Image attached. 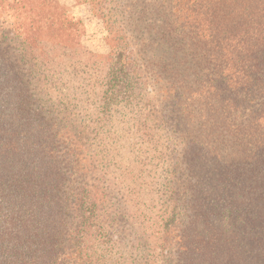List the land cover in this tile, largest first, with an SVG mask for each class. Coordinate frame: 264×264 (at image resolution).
I'll return each mask as SVG.
<instances>
[{"label":"trees","instance_id":"trees-1","mask_svg":"<svg viewBox=\"0 0 264 264\" xmlns=\"http://www.w3.org/2000/svg\"><path fill=\"white\" fill-rule=\"evenodd\" d=\"M79 1L96 7L108 29V92L134 91L155 45L165 62L162 70L171 74L167 90L180 103L179 118L192 124L188 138H180L198 153L191 162L198 175L186 180L193 215L186 221L190 234L179 238L182 258L188 264H264V0ZM63 12L55 0H0L2 24L10 28L9 35H0V264H75L58 253L54 262H46L51 251L42 261L35 257V242L50 244L43 237L32 240L33 227L51 220L52 210L58 218L42 232L62 244H77L97 216L90 173L79 170L64 185L53 137L43 127L46 115L34 110L36 98L18 68H38L41 74L32 72L31 80L42 86V80L49 81L45 70L52 71V64L43 48L50 44L67 52L72 47L74 25ZM59 31H65L64 38ZM17 41L30 52L15 55ZM183 60L193 61L189 88L174 74ZM186 90L192 92L185 95ZM45 145L49 152L40 156ZM44 161L57 170L45 168ZM85 178L89 184L80 181ZM180 187L173 192L179 207ZM64 209L71 212L69 221Z\"/></svg>","mask_w":264,"mask_h":264},{"label":"rangeland","instance_id":"rangeland-1","mask_svg":"<svg viewBox=\"0 0 264 264\" xmlns=\"http://www.w3.org/2000/svg\"><path fill=\"white\" fill-rule=\"evenodd\" d=\"M55 1L74 25L69 38L73 40L71 50L64 52L60 47L46 44L43 49L52 71L45 70L49 81L42 80L44 86L31 80V73L41 74V70H30L22 64L18 68L21 79L28 81V93L36 98L34 110H42L46 115L47 123L43 127L53 137L49 139L53 142V153L60 160L56 166L64 174V185L70 183L69 178L74 180L79 170L90 173L99 205L88 235L78 238L77 244H65V241L62 244L51 240L50 233L42 232L44 226L51 230L58 218V213L51 210V220L40 221L35 225L38 229L32 230L35 235L32 240L43 237L50 245L40 247L37 241L32 253L42 261L45 253L51 251L48 263L54 262V254L58 253L75 264H188L189 259L184 260L180 254L183 248L179 238L190 234L186 221H191L193 214L192 208L189 211L187 207L191 206L192 198L188 182L198 175L191 164L194 154L198 153L187 140L180 141L192 124L179 118L182 109L171 96L173 91L167 90V78L171 74L162 70L165 62L153 45L154 51L145 56L148 63L136 89L112 95L105 86V58L110 53V45L101 12L79 0ZM110 10L108 15L112 14ZM2 18L0 15V35H9L10 28L2 24ZM61 34L64 38L65 31ZM12 44L15 55L30 52L20 41ZM32 55L34 63L41 61L39 55ZM166 62L170 66L176 64L175 60ZM43 63L47 66L46 59ZM157 64L159 69L154 66ZM187 64L189 68L185 67ZM192 64L193 61L183 60L178 72L174 71L188 88L194 81ZM173 80H176L174 76ZM189 91L192 92L186 90L185 95ZM48 147L38 149V154L43 156L42 152H49ZM44 163L45 168L57 170L54 164ZM87 179L80 181L87 182ZM180 184L184 195H180L179 207L173 192L178 194ZM186 196L189 203L184 205ZM64 210L68 211L65 219L69 221L71 212ZM187 242L192 246L193 243Z\"/></svg>","mask_w":264,"mask_h":264}]
</instances>
